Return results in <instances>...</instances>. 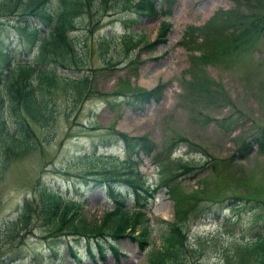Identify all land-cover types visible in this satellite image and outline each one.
Segmentation results:
<instances>
[{"label": "rangeland", "instance_id": "374dc122", "mask_svg": "<svg viewBox=\"0 0 264 264\" xmlns=\"http://www.w3.org/2000/svg\"><path fill=\"white\" fill-rule=\"evenodd\" d=\"M169 1L162 2L168 14L138 16L129 1L106 0L69 31L78 66L56 64L47 121L29 119L30 143L20 153L0 147V264H146L174 221L187 237L185 264H226L264 231V140L256 139L264 129V0ZM21 10L0 14L3 45L18 42L10 22L24 19ZM161 18L169 23L165 40L153 42ZM85 75L82 90L64 83ZM144 90L151 95L142 97ZM121 133L142 138L133 139L131 157ZM246 142L250 150L241 154ZM190 165L197 168L185 171ZM161 174L175 177L170 193L160 187L139 198L152 228L149 246L108 237L102 258L93 239L91 257L85 237H44L45 188L78 200L81 214L99 221L114 205L104 182L154 187ZM121 181L116 198L130 206L131 186ZM26 200L30 224L11 239L3 223Z\"/></svg>", "mask_w": 264, "mask_h": 264}, {"label": "trees", "instance_id": "16d2710c", "mask_svg": "<svg viewBox=\"0 0 264 264\" xmlns=\"http://www.w3.org/2000/svg\"><path fill=\"white\" fill-rule=\"evenodd\" d=\"M127 1L138 16H157L170 13L168 9L163 7V0L157 4L155 2L158 0ZM104 2L106 3V0H0V14L13 12L12 10L15 8H22L19 18L20 16L24 18L22 21L21 19H13L10 22L13 29L18 33L19 39L16 44L13 42L12 45L8 42L9 44L4 43L3 45L0 39L1 151L20 153L30 143L26 135V130H32L29 119L38 124L47 121V96L50 88L59 79L56 73V64L60 63L63 67L71 66V68L78 66L77 48L69 31L77 27L78 21H80L78 18L83 15L88 7L99 9L101 5L104 8ZM171 2L172 0L169 1V3ZM262 22L264 25V18ZM168 27V21L161 18L157 38L153 42L164 41L163 35ZM141 40L142 37L138 38L137 42ZM20 53L23 54V58L18 57ZM25 54H31V58H26ZM78 57L81 60L79 54ZM68 77L64 78V83L67 86L79 87L82 90L88 85L87 75ZM151 92L152 90L139 91L144 98L149 97ZM121 136L126 140L128 156L137 153L133 139L142 140V138L128 137L124 133H121ZM256 139L264 140V129L257 134ZM139 145L148 147V144H143V142ZM247 147L250 150L249 142H246L244 147L240 146V153H247ZM182 166L183 162L179 164V167ZM184 168L185 171H188L197 167L190 165ZM174 178V176H162L161 174L158 186H164L170 193L169 188L174 184ZM115 181L117 179L114 178L104 182L108 193L112 196H114L113 183ZM133 182L129 181L128 183L132 185L135 194L134 207L130 209L125 206L123 200L115 199L114 206L106 210L99 221H90L85 218L81 214V206L78 200L66 198L53 189L45 188L46 200L40 204H43L47 211L43 222V231L48 232L44 237H58V235H70L71 239L85 237L87 238L86 250L89 255L92 254V245L89 239H93L102 258L105 256L104 242L108 241V237L115 238L127 235L132 240L137 241L141 248L149 246L152 228L142 208L144 203L139 202V198L143 196L147 200L148 197L152 196L153 189L148 190V188L140 186L138 182L134 180ZM140 192H145L146 195L144 196V193L141 194ZM30 205L26 200L18 216L3 223L4 230L11 239L16 238L22 229L29 226ZM32 212L34 213V208ZM170 225L171 227L162 235L161 243L148 250L146 264H185L180 253H182L183 247L188 245L187 237L182 232L179 223L174 221ZM241 246H243V252L237 257L226 259V264H244L251 258L253 264H264V231L244 242ZM109 247L117 253L115 243L111 242ZM68 248L72 255H77L72 244L68 243ZM58 264L66 263L60 262Z\"/></svg>", "mask_w": 264, "mask_h": 264}]
</instances>
